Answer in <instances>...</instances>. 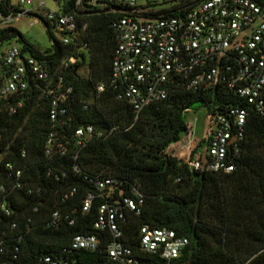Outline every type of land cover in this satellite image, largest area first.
Returning a JSON list of instances; mask_svg holds the SVG:
<instances>
[{"label":"trees","instance_id":"16d2710c","mask_svg":"<svg viewBox=\"0 0 264 264\" xmlns=\"http://www.w3.org/2000/svg\"><path fill=\"white\" fill-rule=\"evenodd\" d=\"M77 3L85 5V0H68L62 12H75L78 20L87 23L89 63L85 76L75 73L74 68L68 71L74 86L68 108L75 127L91 124L117 130L89 143L77 158L72 150L60 155L57 145L46 157L49 121L45 99L33 95L13 114L0 112V187L5 189L0 190V264H36L40 257L66 249L75 235L95 233L92 225L101 200L95 199L87 214L79 210L87 193L94 190L89 179L95 177L117 179L124 195L132 196L133 188L143 194L140 214H127L123 227L130 239L136 238L143 225L167 228L189 240L180 260L183 264H264V114L255 113L244 101L217 87L206 92L174 90L166 100L136 115L107 86L114 51L109 23L122 14L109 8L76 11ZM192 8V1L182 0L161 8L160 13L178 16ZM0 10L5 13L7 6L1 5ZM39 19L47 27L51 48L41 51L13 27L0 31V48L5 41L18 37L23 43L21 54L27 52L50 67L78 54L73 44L63 45L44 18ZM84 55L79 54L82 61L74 67L85 64ZM100 84L106 88L96 101V86ZM85 103L88 109L83 110ZM235 105L247 108L249 115L233 172L195 170L169 153L187 132L184 115L189 109L205 106L211 115ZM59 141L63 143L60 136ZM205 142L192 150L191 159L201 155ZM5 164L22 171L21 188L13 187L14 177H8ZM75 165L78 172L73 170ZM72 189L74 194L61 203ZM3 204L11 209L10 215L2 211ZM34 207L38 211L34 212ZM56 209L77 210L72 215L74 224L46 227V220ZM12 223L16 228H11ZM97 257L87 252L76 255L82 264H93Z\"/></svg>","mask_w":264,"mask_h":264},{"label":"built area","instance_id":"2783aa9c","mask_svg":"<svg viewBox=\"0 0 264 264\" xmlns=\"http://www.w3.org/2000/svg\"><path fill=\"white\" fill-rule=\"evenodd\" d=\"M55 1L60 3L61 0ZM181 1L85 0L82 6L77 3L76 11L109 8L110 12L122 14L109 23L114 51L107 86L116 99L128 103L138 115L145 107L166 100L174 90L206 92L218 87L263 115L264 0H190L193 8L181 15L160 13L161 8H170ZM4 4L7 10L5 13L0 10V31L12 27L14 21L24 16L39 18L36 14L44 11L42 18L62 35V44H73L78 54L50 67L44 60L21 54L18 45L5 41L0 48V112L13 114L33 95L45 99L49 121L45 156L50 157L57 145L60 155L72 150L77 158L78 152L89 143L105 139L117 130L116 127L96 128L91 124L75 127L68 108L74 93L68 71L74 68V72L82 76L88 72V25L78 20L75 12L47 9L44 1L18 0L12 5L10 0H0V7ZM79 54H85L81 68L74 67L82 61ZM105 88L104 84L96 86V101ZM82 109H88V104ZM248 115L249 110L239 105L211 114L212 128L205 139L204 151L196 159H191L190 153L199 141L192 136L189 123L184 138L176 146V155L195 170L233 172ZM4 166L8 177H14L13 187L21 188L22 171L12 164ZM73 170L78 172L79 169L75 165ZM89 182L94 190L87 193L79 210L87 214L94 200H101L92 225L95 233L75 235L66 249L42 256L36 264H82L80 258H76L80 252L99 256L94 258L93 264H183L180 260L189 240L175 231L143 225L136 238L130 239L124 233L127 214L141 212L143 194L139 190L133 188L132 196L124 195L120 182L113 177H95ZM0 190L5 189L1 186ZM36 192L41 194L39 188ZM74 192L72 189L65 194L61 203ZM1 209L5 215L11 214V209L4 204ZM33 211H38V207ZM76 211L56 209L45 225L53 228L63 222L73 225L72 215ZM16 226L12 223L11 228Z\"/></svg>","mask_w":264,"mask_h":264},{"label":"rangeland","instance_id":"374dc122","mask_svg":"<svg viewBox=\"0 0 264 264\" xmlns=\"http://www.w3.org/2000/svg\"><path fill=\"white\" fill-rule=\"evenodd\" d=\"M17 1L18 0H11V3L14 4ZM39 1H44L47 4L46 7L50 10H56L58 8V3L55 0H34L35 3ZM67 1L68 0H61L60 3L64 4ZM41 13L44 14V11ZM42 14L39 13L36 15L43 17ZM12 26L19 31L26 41L33 43V45H36L42 51L51 47L52 40L48 35L47 28L43 21L38 17L24 16L21 19L14 21ZM50 30L56 39L60 40L62 38V35L57 33L52 26H50ZM9 43L12 45L15 44V41L10 40ZM25 55L28 56L29 54L26 52ZM82 73L85 74L86 71L83 70ZM184 117L185 121L192 125V136L196 141L202 142L208 137L212 128V123L208 110L205 106L189 109L185 113ZM183 138L184 134L181 139ZM188 141H190V138H188ZM176 150H178V147L172 145L168 151L170 154H176Z\"/></svg>","mask_w":264,"mask_h":264},{"label":"crops","instance_id":"0c3cea01","mask_svg":"<svg viewBox=\"0 0 264 264\" xmlns=\"http://www.w3.org/2000/svg\"><path fill=\"white\" fill-rule=\"evenodd\" d=\"M17 3V2H16ZM16 3H14V4H16ZM10 4H12L11 3V0H10ZM14 4H12V5H14ZM46 4V3H45ZM62 5L63 4H61V3H58V8L56 9V10H53V11H62L63 9H62ZM46 6H47V4H46ZM47 8V7H46ZM48 9V8H47ZM33 17H35V16H33ZM13 27V26H12ZM14 28V27H13ZM19 32V31H18ZM13 41H15V44L16 45H18L21 49H22V46H23V43L22 42H20V39L18 38V37H16V39H12ZM29 42V41H28ZM30 44H32L33 45V43H31V42H29ZM34 46H36V45H34ZM51 46H52V44H51ZM37 47V46H36ZM38 48V47H37ZM51 48V47H50ZM40 49V48H39ZM49 49V48H48ZM41 50V49H40ZM47 50V49H46ZM42 51V50H41Z\"/></svg>","mask_w":264,"mask_h":264},{"label":"water","instance_id":"95a60500","mask_svg":"<svg viewBox=\"0 0 264 264\" xmlns=\"http://www.w3.org/2000/svg\"><path fill=\"white\" fill-rule=\"evenodd\" d=\"M84 14H85V13H78V15H84ZM90 14H91V13H90ZM45 26H46V25H45ZM46 28H47V27H46ZM75 70H76V69H75ZM75 70H74V71H75Z\"/></svg>","mask_w":264,"mask_h":264}]
</instances>
